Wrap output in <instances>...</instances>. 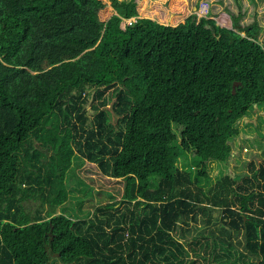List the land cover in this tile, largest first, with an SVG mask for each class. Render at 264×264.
<instances>
[{"label": "trees", "instance_id": "trees-1", "mask_svg": "<svg viewBox=\"0 0 264 264\" xmlns=\"http://www.w3.org/2000/svg\"><path fill=\"white\" fill-rule=\"evenodd\" d=\"M47 1L58 0H0V64L44 63L33 32ZM110 3L117 21L138 17L136 0ZM232 4L231 29L210 12L161 29L127 25L108 49L109 80L80 75L34 115L0 74V264H198L188 243L206 264H264V160L230 171L236 124L264 112V25ZM86 164L123 180L122 201L73 219L66 181ZM125 202L134 209L115 215Z\"/></svg>", "mask_w": 264, "mask_h": 264}, {"label": "rangeland", "instance_id": "rangeland-1", "mask_svg": "<svg viewBox=\"0 0 264 264\" xmlns=\"http://www.w3.org/2000/svg\"><path fill=\"white\" fill-rule=\"evenodd\" d=\"M136 1L138 17L132 22L135 23L141 19L161 29L166 25L175 26L182 23L192 15L196 0ZM249 1L242 0L248 7V12L251 14L257 12V19L261 25H264V0H256V5H252ZM201 3L208 5L210 18H214L217 24L222 26L225 22L227 25L230 24L228 14L223 11V7L235 10L233 0H222L221 4L217 3V0H199V4ZM47 6L43 15L37 20L38 25L34 26L37 28L36 31L33 29L34 39H38L40 43L39 50L34 48L44 63L40 65L38 62L39 66L35 71L26 67L24 70L17 69L5 62L0 64L2 67L0 74L10 97L17 103L32 109L33 115L36 111L34 108L37 107H42L46 111L48 104L62 86L74 81L80 75L109 80L115 65L108 56V49L121 44L128 24L127 20L115 19L116 15L111 8L110 0L47 1ZM91 15L97 16L102 27L89 22ZM56 19L65 22H59L55 26ZM245 20L251 19L247 17ZM31 36H33L32 31ZM9 69L10 72H8ZM113 101L114 99L108 102L106 111L111 122L116 123L117 117L111 109ZM90 102L91 95L85 109L88 116L92 117L94 112L90 109ZM41 104L43 106H40ZM236 126L239 133L231 139L233 153L230 159V171L232 174H242L247 172L245 165L248 163L254 162L258 166L264 160V112L250 109ZM77 178L82 179L83 183H77ZM66 184L69 189L67 204L72 206H69L71 210L65 209L63 212L73 219H89L103 204L122 201L123 180L107 178L100 173L95 164H86L78 173L76 171L69 177ZM190 190L195 193L193 185H190ZM126 206L134 209L132 202L130 205L126 202L118 204L115 206L117 209L114 211L115 215L124 212ZM214 211L216 216L218 210ZM199 226H204L200 216L196 224L190 221L187 241L190 242L195 233L194 228ZM207 232L208 230H205V234ZM190 244L185 245L188 260L206 264L202 259L195 257Z\"/></svg>", "mask_w": 264, "mask_h": 264}, {"label": "built area", "instance_id": "built-area-1", "mask_svg": "<svg viewBox=\"0 0 264 264\" xmlns=\"http://www.w3.org/2000/svg\"><path fill=\"white\" fill-rule=\"evenodd\" d=\"M208 12H209V10H208V5L207 4H199L198 5V7H197V10L196 11H194V15H196V17L197 18H201V17H207L208 16ZM135 18H131V19H129V20H127V22H128V24L127 25H131L133 22V20H134ZM262 49H263V51H264V45H262Z\"/></svg>", "mask_w": 264, "mask_h": 264}, {"label": "crops", "instance_id": "crops-1", "mask_svg": "<svg viewBox=\"0 0 264 264\" xmlns=\"http://www.w3.org/2000/svg\"><path fill=\"white\" fill-rule=\"evenodd\" d=\"M226 17H227V15H226ZM213 19H214V18H213ZM228 19H229V22H230L229 25H227V22H225V25H224V26H222V25H220V26L225 27V28H227V29H231V28H232V24H231V20H230L229 16H228ZM218 25H219V24H218Z\"/></svg>", "mask_w": 264, "mask_h": 264}, {"label": "water", "instance_id": "water-1", "mask_svg": "<svg viewBox=\"0 0 264 264\" xmlns=\"http://www.w3.org/2000/svg\"><path fill=\"white\" fill-rule=\"evenodd\" d=\"M197 5H199V0L195 1V6L193 7V10L196 11L197 10Z\"/></svg>", "mask_w": 264, "mask_h": 264}, {"label": "clouds", "instance_id": "clouds-1", "mask_svg": "<svg viewBox=\"0 0 264 264\" xmlns=\"http://www.w3.org/2000/svg\"><path fill=\"white\" fill-rule=\"evenodd\" d=\"M197 7H198V5H197Z\"/></svg>", "mask_w": 264, "mask_h": 264}]
</instances>
